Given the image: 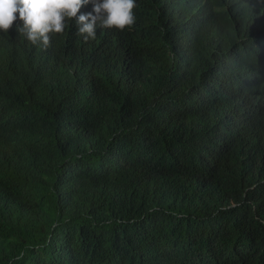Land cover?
Wrapping results in <instances>:
<instances>
[{
    "label": "trees",
    "instance_id": "trees-1",
    "mask_svg": "<svg viewBox=\"0 0 264 264\" xmlns=\"http://www.w3.org/2000/svg\"><path fill=\"white\" fill-rule=\"evenodd\" d=\"M134 12L0 31V264H264V0Z\"/></svg>",
    "mask_w": 264,
    "mask_h": 264
},
{
    "label": "clouds",
    "instance_id": "clouds-1",
    "mask_svg": "<svg viewBox=\"0 0 264 264\" xmlns=\"http://www.w3.org/2000/svg\"><path fill=\"white\" fill-rule=\"evenodd\" d=\"M93 12L78 14L89 0H0V31L5 33L19 19L17 32L33 45L47 49L51 34H62L68 21H74L78 36L95 39L97 25L117 30L135 24L136 0H91ZM18 13V16L16 15Z\"/></svg>",
    "mask_w": 264,
    "mask_h": 264
}]
</instances>
